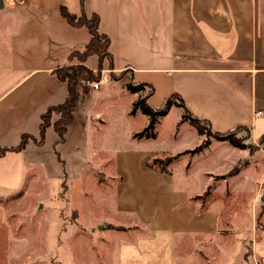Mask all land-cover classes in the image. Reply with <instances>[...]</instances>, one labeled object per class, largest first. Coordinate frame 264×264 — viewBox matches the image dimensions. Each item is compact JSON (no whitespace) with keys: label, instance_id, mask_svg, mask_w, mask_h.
I'll list each match as a JSON object with an SVG mask.
<instances>
[{"label":"crops","instance_id":"obj_1","mask_svg":"<svg viewBox=\"0 0 264 264\" xmlns=\"http://www.w3.org/2000/svg\"><path fill=\"white\" fill-rule=\"evenodd\" d=\"M61 8L77 17L98 16V31L109 40L110 60L102 66L152 89L146 101L151 108L157 95L160 101L180 100L214 133L243 128L252 139L264 138V0H15L6 9L16 18L9 64L16 80L0 94V143L20 127L38 128L47 109L66 98V83L54 71L72 63V53L85 48L90 34L69 25ZM94 60L88 58L85 66L94 69ZM190 127L194 147L173 154L179 156L172 167L182 163V173L173 177L172 169L139 163L141 172L120 188L122 202L113 218L103 220L112 228L99 232L105 242L118 244L113 264H174L186 235L208 229L187 225L208 217L189 204L194 194L182 182L197 158L212 160L211 150L226 141L188 153L199 141ZM211 175L203 174L202 190Z\"/></svg>","mask_w":264,"mask_h":264},{"label":"rangeland","instance_id":"obj_2","mask_svg":"<svg viewBox=\"0 0 264 264\" xmlns=\"http://www.w3.org/2000/svg\"><path fill=\"white\" fill-rule=\"evenodd\" d=\"M0 1L1 94L16 80L9 73L16 18L6 9L15 0ZM71 61L62 68L78 67L79 78L90 79L82 70L88 69L85 62L77 57ZM92 68L88 70L93 81L102 70L107 72L95 60ZM108 73L114 79L99 90L80 93L82 88L74 86L79 98L62 140L53 127L61 114L53 111L41 122L46 125L42 140L39 127L23 126L0 143V152L18 146L28 132L21 151L0 157V264H106L105 260L113 264L118 244L105 242L99 232L112 228L103 220L113 218V210L122 202L120 188L125 180L141 172L139 163L152 166L155 160L160 168L172 169L173 177L182 173V163L172 165L178 158L173 154L194 147L193 129L187 120L180 122L186 112L172 99L175 107L157 118L153 136L150 131L142 135L149 118L133 113L132 103L146 97L148 89L133 95L127 89L136 84L124 72ZM158 98L152 101L155 109L165 102ZM213 133L196 132L199 141L194 149L203 143V152L224 141ZM228 134L239 148L233 150L226 141L211 150L212 160L197 158L184 177L185 191L194 194L189 204L198 215L208 217L206 224L201 218L187 225L208 229L203 235H186L183 248L176 249L174 264H264V138L252 139L243 128ZM204 173L212 175L202 190ZM148 191L154 192L152 184Z\"/></svg>","mask_w":264,"mask_h":264},{"label":"trees","instance_id":"obj_3","mask_svg":"<svg viewBox=\"0 0 264 264\" xmlns=\"http://www.w3.org/2000/svg\"><path fill=\"white\" fill-rule=\"evenodd\" d=\"M60 14L66 20V22L69 25L74 26V27L83 26V27L87 28V30L90 34V40H89L88 44L85 46V48L81 52L72 53L71 58L77 57L78 59H80L81 62H86V60L88 58H90L92 56H96L98 68L100 67V69H101L103 60L109 61L110 55L108 53V44H109L108 38L105 35L99 33V31H98V22H99L98 16L93 13L89 17H87L85 14H82V15L77 17V16L69 13L65 8L60 9ZM79 70H80V68H78V67H68V69H66V70L63 68H59V69L54 71L56 77L60 81L66 83L67 95H66V98L62 104H60L56 107L48 108L47 111L41 116V122H44V121H46V118L50 112L56 111L59 114H61L60 120H62V121L59 120L53 125L56 134L58 135V137L61 140L65 134L66 126L73 120V113H74V110L76 108V103H77L78 98H79V93H76L75 89H74V86L77 85V82H78L77 80L79 79ZM82 70H85L90 75V80L94 79L91 75V71H89L88 69H84L83 67H82ZM110 79L113 80L114 77H112L110 75ZM144 88H145L144 84H138L136 86H133V85L128 86L127 90H129L133 93H136L138 91L143 90ZM88 91H89V89L87 87H84V88H82L80 93H87ZM151 94H152V89H150L148 91V95L146 97L138 98L132 104L133 105V111H132L133 113L140 112L141 114H143L149 118L148 126L145 128V130L143 132H140V134H142V135H144L146 133L148 135L149 131L151 132V135H152L153 134V128H154V125H155L157 118L165 116L168 109L172 106L171 99H167L161 108H158V109L151 108L146 102L147 99L149 98V96H151ZM178 103H179V106L185 111L180 100L178 101ZM185 112L186 113H184L182 115L180 122L187 120L189 122V124L196 129L198 135H200V136L203 135L204 132L207 131V129H209L208 125H206L207 124L206 122L200 121L199 119L192 117L187 111H185ZM180 122L178 124H181ZM47 125H48V123H47ZM45 129H46L45 123H41L39 125V134H38L41 140L44 137ZM27 137H28L27 135H23L21 137V141H20V144L18 146H15L12 148L2 149L0 152V157L3 156L4 153H7V152L21 151L24 148ZM212 137H215L217 140H220V141L221 140L229 141L233 147L239 148V145L235 142L234 139H231L232 137L228 133H213ZM206 145H207V143H206ZM203 148H205V144L202 143L201 146L197 147L196 149H194L192 151H188V153H191V154L198 153V152L202 151ZM178 156L179 155H176L173 158L175 159ZM155 163H153L152 166H154V165L158 166V164H157L158 162L156 160H155ZM160 169L162 171H165L164 168H160ZM118 230H122V228L121 229L119 228Z\"/></svg>","mask_w":264,"mask_h":264},{"label":"built area","instance_id":"obj_4","mask_svg":"<svg viewBox=\"0 0 264 264\" xmlns=\"http://www.w3.org/2000/svg\"><path fill=\"white\" fill-rule=\"evenodd\" d=\"M109 81L110 78L108 77V72L102 70L97 81H93L88 78H79L77 85L81 88L87 87L89 90L96 91L99 90L103 84H106Z\"/></svg>","mask_w":264,"mask_h":264},{"label":"water","instance_id":"obj_5","mask_svg":"<svg viewBox=\"0 0 264 264\" xmlns=\"http://www.w3.org/2000/svg\"><path fill=\"white\" fill-rule=\"evenodd\" d=\"M2 6H3V4H2V2L0 1V8H2Z\"/></svg>","mask_w":264,"mask_h":264}]
</instances>
